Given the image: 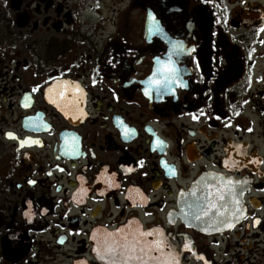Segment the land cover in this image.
<instances>
[{"label":"flooded vegetation","instance_id":"af4514ba","mask_svg":"<svg viewBox=\"0 0 264 264\" xmlns=\"http://www.w3.org/2000/svg\"><path fill=\"white\" fill-rule=\"evenodd\" d=\"M108 233L264 264V0H0V264H109Z\"/></svg>","mask_w":264,"mask_h":264},{"label":"water","instance_id":"95a60500","mask_svg":"<svg viewBox=\"0 0 264 264\" xmlns=\"http://www.w3.org/2000/svg\"><path fill=\"white\" fill-rule=\"evenodd\" d=\"M228 188H230L228 184L225 183L222 187L215 179L210 177L200 178L193 184L187 197L183 198L180 215L186 222L204 227L205 221L211 220L219 211V208L228 202L225 195L227 192H224V194L222 192V190H228ZM210 205H215V207H210ZM204 211H207V215H203ZM168 253L169 249L167 247H160L159 256L155 255L153 257L152 254L146 256L145 260L148 264H158V261L161 264H174L172 256L170 258L167 256Z\"/></svg>","mask_w":264,"mask_h":264},{"label":"snow or ice","instance_id":"6c2138e0","mask_svg":"<svg viewBox=\"0 0 264 264\" xmlns=\"http://www.w3.org/2000/svg\"><path fill=\"white\" fill-rule=\"evenodd\" d=\"M166 73L160 81H155L150 78L149 87H152L154 84L158 87H167L174 78L175 69L167 68ZM145 92L147 94L148 89H145ZM210 207H215V205H210ZM203 215H207V211H204ZM114 235L113 233H108L102 241L103 255H101V259L107 256L109 258V264H133V262H136V264H148L145 257L149 256L151 251L159 250L161 247L160 242L155 244L154 249L142 246L141 240L137 239L135 235H131L130 238L124 237L122 241L109 239L114 237ZM139 235L143 236L145 234L139 233ZM187 247L188 245H185V248ZM158 264H161V262L158 261Z\"/></svg>","mask_w":264,"mask_h":264}]
</instances>
